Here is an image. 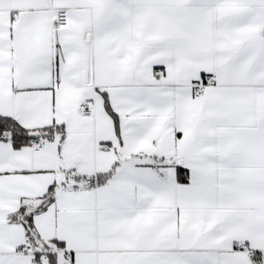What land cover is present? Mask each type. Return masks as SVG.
I'll return each mask as SVG.
<instances>
[{
    "label": "snow or ice",
    "instance_id": "1",
    "mask_svg": "<svg viewBox=\"0 0 264 264\" xmlns=\"http://www.w3.org/2000/svg\"><path fill=\"white\" fill-rule=\"evenodd\" d=\"M0 264H264V0H0Z\"/></svg>",
    "mask_w": 264,
    "mask_h": 264
}]
</instances>
